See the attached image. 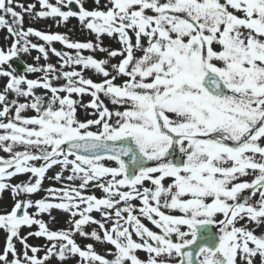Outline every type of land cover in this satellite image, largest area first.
Returning a JSON list of instances; mask_svg holds the SVG:
<instances>
[{
  "label": "snow or ice",
  "instance_id": "obj_1",
  "mask_svg": "<svg viewBox=\"0 0 264 264\" xmlns=\"http://www.w3.org/2000/svg\"><path fill=\"white\" fill-rule=\"evenodd\" d=\"M0 29V264H264V0H0Z\"/></svg>",
  "mask_w": 264,
  "mask_h": 264
},
{
  "label": "rangeland",
  "instance_id": "obj_2",
  "mask_svg": "<svg viewBox=\"0 0 264 264\" xmlns=\"http://www.w3.org/2000/svg\"><path fill=\"white\" fill-rule=\"evenodd\" d=\"M17 2H20V3H24L25 5H27L28 3L32 2L34 3L35 0H17ZM54 2V0H53ZM17 11H19V9H17ZM52 22L50 20H41V21H32L30 20L27 16L25 17V28H27L28 26H32L38 30H49L47 28V25H50ZM77 25V21L75 19L71 20V22L69 23L68 27H52L50 29L51 32H62V33H68L69 32V29H74L73 31H71L69 34L72 36L73 39H80V40H85L87 37L85 36V34L81 33L80 31L78 30H75L74 26ZM7 36V32H6V29H0V46H7L8 44H10V41L9 40H6L5 37ZM34 42H36L35 38H33ZM111 43L107 38H105V44H109ZM54 46L58 49V50H63V47L61 44L59 43H55ZM113 47H118V45H115L113 44L112 45ZM37 53L34 51L32 53V56L29 57V56H25L23 57V59L25 61H27L28 63H33V59L32 57L36 56ZM99 55V54H98ZM14 62V61H13ZM19 62V61H18ZM49 62H52V63H56L57 62V58L54 57V56H51V59ZM40 64H43L44 63V60L41 59V61L39 62ZM18 69V68H17ZM20 70V69H18ZM37 75L39 74H29V78H35ZM87 76H91L92 74L91 73H86ZM94 79H99V77H93ZM4 80L3 79H0V88H2L3 84H4ZM43 90H38V92H42ZM85 100H88L89 97H85L84 98ZM29 115H31V113H28ZM83 118V116L81 117ZM2 154V153H0ZM58 169H53L51 170L49 173H48V176H52L54 174L55 171H57ZM27 177H24V176H21V177H17L16 178V181H19V180H26ZM16 181H13V182H16ZM53 183V181L51 180H48L46 179L44 181V187H48L49 185H51ZM43 193H40L37 197L35 198H39V196H42ZM96 195L97 196H100L101 193L99 191H96ZM10 203L11 201L8 199V195L7 193L5 194V200H4V204L6 206H10ZM53 215L56 216V221L55 222H52L51 223V227L54 228V229H58V228H62V227H65V220H66V216L61 213V212H58V211H54L53 212ZM97 215L98 217V214H95ZM44 219L47 221L48 220V217L45 216ZM25 232L27 231V229L24 230ZM79 240V242L81 244L85 243V241L83 240H80L79 237L77 238ZM29 243L30 244H36V245H42L45 243V241L43 240H40V239H30L29 240ZM4 246V240H3V237L0 236V249H2ZM17 248L19 249L20 248V245L17 244ZM96 248H97V251L98 252H104L105 251V248L100 246L99 244L96 245ZM42 255V253H41ZM140 255L143 257L144 256V253H140ZM53 264H55V261H53ZM68 264H74L73 261H69ZM257 264H259V258H257Z\"/></svg>",
  "mask_w": 264,
  "mask_h": 264
},
{
  "label": "water",
  "instance_id": "obj_3",
  "mask_svg": "<svg viewBox=\"0 0 264 264\" xmlns=\"http://www.w3.org/2000/svg\"><path fill=\"white\" fill-rule=\"evenodd\" d=\"M14 65H15L16 67H19V68H21V65H20V63H18V62H15V63H14Z\"/></svg>",
  "mask_w": 264,
  "mask_h": 264
}]
</instances>
